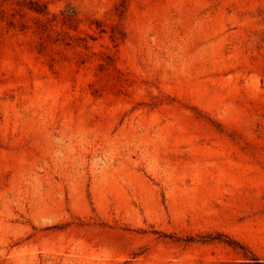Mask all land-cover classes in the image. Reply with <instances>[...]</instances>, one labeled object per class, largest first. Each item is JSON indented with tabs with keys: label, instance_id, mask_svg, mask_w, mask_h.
<instances>
[{
	"label": "rangeland",
	"instance_id": "obj_1",
	"mask_svg": "<svg viewBox=\"0 0 264 264\" xmlns=\"http://www.w3.org/2000/svg\"><path fill=\"white\" fill-rule=\"evenodd\" d=\"M0 264H264V0H0Z\"/></svg>",
	"mask_w": 264,
	"mask_h": 264
},
{
	"label": "trees",
	"instance_id": "obj_2",
	"mask_svg": "<svg viewBox=\"0 0 264 264\" xmlns=\"http://www.w3.org/2000/svg\"><path fill=\"white\" fill-rule=\"evenodd\" d=\"M33 9L35 10V11H41L42 9L40 8V7H33Z\"/></svg>",
	"mask_w": 264,
	"mask_h": 264
}]
</instances>
